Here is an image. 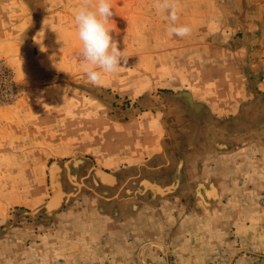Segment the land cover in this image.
I'll use <instances>...</instances> for the list:
<instances>
[{
    "label": "rangeland",
    "instance_id": "rangeland-1",
    "mask_svg": "<svg viewBox=\"0 0 264 264\" xmlns=\"http://www.w3.org/2000/svg\"><path fill=\"white\" fill-rule=\"evenodd\" d=\"M81 3L0 0V264H18L5 257L9 244L8 252L28 255L36 250L33 233L49 227L56 209L83 206L88 197L116 209L122 203L123 217L138 214L144 223L125 233L137 258L101 264H264V193H218L209 176L227 164L234 139L264 138V114L247 117L255 130L243 135L240 118L213 112L209 102L225 101L231 86L216 82L211 61L230 59L234 42L260 37L256 28L243 39L232 26L236 14L261 25L264 0H174L172 8L157 6L165 0H110L111 35L126 63L99 85L79 58L73 12ZM173 26L190 32L175 35ZM222 68L230 77V65ZM250 78L246 104L264 106L259 74ZM142 145L160 146L168 169L150 177L86 165L92 155L127 156ZM160 184L179 191L149 203L166 195ZM135 196L139 205L129 208ZM35 263L49 264L25 260Z\"/></svg>",
    "mask_w": 264,
    "mask_h": 264
},
{
    "label": "crops",
    "instance_id": "crops-1",
    "mask_svg": "<svg viewBox=\"0 0 264 264\" xmlns=\"http://www.w3.org/2000/svg\"><path fill=\"white\" fill-rule=\"evenodd\" d=\"M264 12V10H262ZM261 12V13H262ZM239 18L236 14L235 22L232 24L235 30L243 32V39H248L252 30L259 29V39L253 43L236 41L232 44V57L226 58H215L213 59L212 65L215 69L210 74L215 75L217 83L228 79L230 81V93L226 95L225 101L209 100L212 106L213 112L217 114H231L235 118H240L239 122L241 127H233L234 120L231 124L233 128H237L236 131L241 130V134H246L249 129H254V124H249L247 120L251 114L255 115L264 114V106H249L247 100H249V90L246 88L247 82L252 76L259 74L257 80V88L264 92V22L263 24H256L255 18H247V14L244 12ZM250 15L248 14V17ZM262 18L258 14L256 18ZM263 20V19H262ZM262 23V21H261ZM254 34V31L252 32ZM230 65V77L227 78V74L224 75L223 66ZM230 78V79H229ZM264 94V93H263ZM221 96V95H220ZM263 112V113H262ZM232 119V118H231ZM263 127L264 125L258 126ZM257 129H261L258 128ZM255 130V129H254ZM263 132V131H262ZM260 134L261 132L258 131ZM253 138V137H251ZM250 137L241 139H234L233 147L227 153V164L223 166V169L213 171L209 176L214 180L216 187H222L221 189L215 188L218 193L227 194H262L264 193V138L262 134L255 138L254 141ZM251 139V140H250ZM241 140V141H239ZM256 145L253 150L260 151L259 153H251L250 146ZM161 147L158 145H152L144 147L143 145L138 147L137 150L131 151L125 156L123 153L117 154L113 157L94 156L88 158L89 161L86 165L89 168L100 170L107 173V170L117 173L125 170H135L144 172V174L150 177L155 174V171L167 168L169 160H164L166 155L160 154ZM168 157V156H167ZM169 159V157L167 158ZM240 159V160H239ZM73 159L72 161L75 162ZM161 161L159 164H156ZM127 167V169H124ZM166 169V170H167ZM157 175V174H156ZM154 175V176H156ZM224 178V179H223ZM216 181H218L216 183ZM185 183L181 184L180 189L185 187ZM157 189L163 191L165 196L161 198H155L154 200L149 199V203H156L164 199L170 198L168 194L178 192V188L173 190L171 187L164 184L156 185ZM151 188V187H150ZM150 188L147 189L150 190ZM213 188V187H211ZM185 189V188H184ZM183 189L181 190V192ZM106 196V195H105ZM136 199L129 202V208L137 207L139 205V197L135 196ZM143 198V196H140ZM105 198V197H104ZM119 198V197H118ZM94 199V198H92ZM88 197V201L83 206L74 205L70 203L64 209H56L51 215H56L57 218H53V222H48L49 227L45 225V229L40 234H34L35 248L36 250L30 251L28 255L25 251L22 253L8 252L14 243L9 244L7 247V259L18 260V264H25L26 258H44L48 259L49 264L53 263L56 259L60 262L57 264H101L105 258L110 260L134 257L137 258V249H134V253L127 247V239H132V234L125 235L131 230H137L139 226L143 227L144 223H141L136 219V216L130 214L122 215V207L119 209L111 208L107 206V203L101 197L96 200H92ZM101 200V201H100ZM245 201V199H244ZM260 199L258 202L260 203ZM116 202V201H115ZM136 202V203H132ZM148 203V202H147ZM249 204V202H245ZM162 207V206H161ZM159 206V208L161 209ZM126 210V209H124ZM61 215L63 217L59 218ZM65 215V216H64ZM150 217L146 219L145 224H150ZM31 226V225H30ZM53 227V228H50ZM38 235V236H37ZM23 237L25 235H22ZM151 240L153 237H150ZM146 239H149L148 237ZM154 240V239H153ZM160 241H166L165 239H156ZM138 241V238L133 240ZM133 242V243H134ZM132 243V242H131ZM132 243V244H133ZM21 246V243L18 244ZM129 250H128V249ZM36 264V263H35Z\"/></svg>",
    "mask_w": 264,
    "mask_h": 264
},
{
    "label": "clouds",
    "instance_id": "clouds-1",
    "mask_svg": "<svg viewBox=\"0 0 264 264\" xmlns=\"http://www.w3.org/2000/svg\"><path fill=\"white\" fill-rule=\"evenodd\" d=\"M158 7L172 8L174 0H165ZM74 25L80 41L79 58L83 71L90 83L99 85L108 74H115L126 63L123 51L113 39L109 22L113 16L110 0H82L74 10ZM190 29L186 26H173L170 33L186 36Z\"/></svg>",
    "mask_w": 264,
    "mask_h": 264
},
{
    "label": "built area",
    "instance_id": "built-area-1",
    "mask_svg": "<svg viewBox=\"0 0 264 264\" xmlns=\"http://www.w3.org/2000/svg\"><path fill=\"white\" fill-rule=\"evenodd\" d=\"M3 72V71H2Z\"/></svg>",
    "mask_w": 264,
    "mask_h": 264
}]
</instances>
